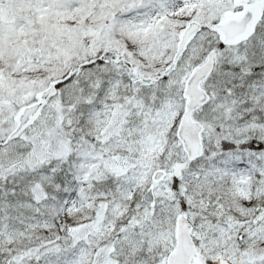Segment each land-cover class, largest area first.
I'll list each match as a JSON object with an SVG mask.
<instances>
[{
	"label": "snow or ice",
	"instance_id": "obj_1",
	"mask_svg": "<svg viewBox=\"0 0 264 264\" xmlns=\"http://www.w3.org/2000/svg\"><path fill=\"white\" fill-rule=\"evenodd\" d=\"M0 264H264V0H0Z\"/></svg>",
	"mask_w": 264,
	"mask_h": 264
}]
</instances>
